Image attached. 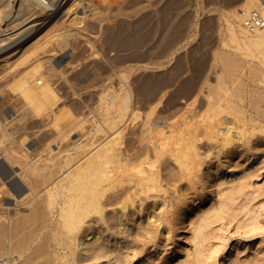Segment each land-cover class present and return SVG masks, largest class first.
<instances>
[{"label": "bare ground", "instance_id": "bare-ground-1", "mask_svg": "<svg viewBox=\"0 0 264 264\" xmlns=\"http://www.w3.org/2000/svg\"><path fill=\"white\" fill-rule=\"evenodd\" d=\"M86 1V5L90 3L92 6L91 11L87 9L92 16L97 9V0ZM14 2L0 1V34L3 33L0 35V162H4L0 169L9 168V171L4 170L9 172L6 177L13 176L11 181L15 183L18 178L26 185L28 214L18 215L21 212L17 210L11 213L6 207L5 198L13 193L7 187L8 183L3 181L0 185V195H3V204L0 199V263L3 260L5 264H16L27 251L29 254L22 260L24 264L81 263L84 261L81 250L85 253L92 251L94 258L101 257L112 240L133 237V229L124 230V226L121 230L120 227L131 214L132 223L136 221L134 212L144 215V199L167 193L169 185H162L164 165L173 168L174 220L183 229L188 226L191 235L186 240L194 246L199 245L206 239L210 223L230 210L235 194H241L245 187L251 185L245 181L244 175L237 177L241 181L236 185L233 183L237 179L224 181L219 177H208L206 184L214 189L206 197L197 189H192V193L179 194L178 184L182 180L194 183L207 156L218 157L227 153L234 144L247 145L264 136V89L259 88H264V25L250 30L244 22L253 11L264 18V8L259 0H241L229 9H222L221 49L214 52L211 63L212 68H217L216 78L206 90L203 103L197 104L198 94L203 93L202 86L196 92L190 82L186 88L185 80L175 85L176 80L189 69L181 62L182 58H178L176 72L170 78L161 77V83L153 78L156 84L151 88H154V97L172 88L165 104L172 108L180 98H184L181 112L172 117L156 116L155 109L161 102L159 96L137 129L129 128L138 117L132 98L140 93L143 84L135 86L133 76L137 69L132 63L142 61L141 64L145 62L151 69L164 67L183 47L180 29L165 37L166 26L158 32L155 28H148L143 33L141 25L136 23L135 26L140 25L139 30L134 32L132 29V34L127 30V36L122 39L107 29L106 40L100 44L102 50L126 51L122 57L127 64L119 61L121 64L116 66V61L113 67L104 66L105 71L97 67L92 73L84 70L82 77H67L64 67L59 68L53 59H57L68 46L73 47L77 37H84L81 40L85 41L87 53L76 50L67 65L77 62V67L79 61L97 60L101 56V47L83 32L87 30L90 33L94 27V24L86 26L83 23L85 15L79 16L78 9L85 2L20 0L16 19L2 29V22L9 19L15 8ZM99 12L96 13L100 15ZM105 12H102L104 16ZM54 13L52 19L61 13L65 18L60 22V18L54 23L52 21L51 26L49 22L50 28L44 32L46 20ZM104 16L94 18L101 22L105 20ZM133 25L131 23L134 28ZM41 30L44 33L35 37ZM32 37L36 40L33 41ZM29 39L32 43L27 41ZM25 41L30 44L17 50ZM198 70L202 72L203 64L196 72ZM90 91L92 94L86 95ZM70 96L75 98L71 100ZM10 101L16 114L11 119L4 112L6 103ZM73 132L84 137L85 144L71 148ZM37 133H42V136L31 151V143L27 139ZM133 143H137L134 152ZM71 150L76 152L71 154ZM37 195L38 198L34 199ZM205 202L208 207L197 211L196 208ZM13 216L17 217L12 219ZM114 221L118 227L112 226ZM50 222L53 227L48 231ZM44 230H47L46 237L43 236ZM103 233L105 237H101ZM142 237L147 242L149 232ZM47 238L52 239L53 245L47 242ZM85 242V248H79ZM95 242L99 245L93 248L91 243ZM137 251L144 254L141 249ZM195 255L196 247L185 249L177 256H164L163 262L194 264L192 257ZM174 257L176 263L172 261ZM118 259L122 261L124 257Z\"/></svg>", "mask_w": 264, "mask_h": 264}, {"label": "rangeland", "instance_id": "rangeland-1", "mask_svg": "<svg viewBox=\"0 0 264 264\" xmlns=\"http://www.w3.org/2000/svg\"><path fill=\"white\" fill-rule=\"evenodd\" d=\"M83 1L85 2L86 0ZM108 1L111 3H108ZM240 1L241 0H105V2H98L97 0L96 3L95 0H93L97 9L94 11L96 15L92 12V16L90 13L92 6L90 3L86 5V1L82 4V7L80 6L78 9V11L80 10L79 12L82 13L81 15L79 13V16L83 17L85 15L83 23L86 26L89 23H91V25L94 24V27L91 29L92 32L90 33L87 32V30H84L83 32L88 33L86 36H89L90 39L95 41L99 48L101 47V56L99 58L97 57V60L94 58H89L79 61L78 63H80V65H77V67H75L77 62L67 65L68 60H70V56L76 50H87L85 41H83L84 37L81 36L74 40L73 47L68 46L66 50L60 52L62 55H58V60L56 57L55 59H52L55 62L57 61L59 68L64 67V70L67 72V77H73L76 75L78 77H82L84 74L83 72L86 69L90 70V73H92L97 67L105 71L106 68H104V66H108V68H110L113 67L112 65H114L116 61L118 62H116V66L117 64H121L119 61H123L122 64L126 62V60L123 58L125 57L124 54L127 53L126 51L115 52L113 50H108L109 52H104L102 50V43L104 40H106V34H108L110 30V32L116 33L117 36L122 39L124 36H127V33H125L127 30L128 34L131 32L134 33L135 30H139L140 25V30H142L143 33H145L144 31L147 32V30H149L148 28H155L158 32L161 27L166 26L167 30L164 28L166 31L162 29L165 33L161 32L162 34L164 33L163 36L165 37L168 35L171 36V32H174L175 30L178 31L180 29L181 31L179 30L178 32L182 39L181 45L183 47L172 55L171 60L166 63L164 67L151 69L149 67L150 65H146L145 62L141 64L142 61L140 63L137 61L132 63L136 64L135 68L137 69L135 70L133 76L136 79L135 86H137V83H140L138 84V87H141L143 84V88L141 87L140 93L135 94L132 98L135 108L138 109V117L133 122H131L129 128L137 129L142 124L148 108L155 104L153 101L159 96H161V102L155 109L156 116L172 117L174 114L177 115L181 112V108L185 102L184 98H180L178 104L174 105L172 108H168V106L165 104L166 98L170 96V90L173 91L172 88L167 91H161L157 93V97H154V88H151L156 84L153 81V78H155L156 82L161 83V77H163L162 79L170 78L171 75L176 72L178 68V58H182L181 62L183 65H186L187 67L189 66V69L186 70L187 72L185 71V73L176 80L175 85L178 86L182 80H185V82H187L186 88L189 87L190 83L192 85L194 84L193 88H196V92H198L199 87L202 86L201 89L203 93L200 92L198 94L197 104L203 103L204 96L207 93L206 90H208L209 86L215 82V74L217 73V68H212L211 63H213L214 52L217 51V49H221L223 20L220 13L222 9H229L232 6L238 4ZM19 3L20 0H15L13 3L15 8L12 14L9 16V19L7 18L4 20V22H2V29L6 28L9 22L16 19L18 13L17 9L20 6ZM87 9L90 11L88 12ZM98 10L101 12H99L100 15L96 13ZM102 10H106V16H104L105 14L102 13ZM108 13H111L110 17ZM54 15L55 13L46 20L48 21L46 24H44L46 27L43 26L42 29L44 32L47 30V27L50 28L52 23H54V21H56L58 18H60L58 22L65 18L61 13L56 17V19H52ZM98 16H104L106 18H104V21L101 20L100 22L94 18ZM97 23L100 24L97 25ZM131 23L132 25L134 24V28L131 27ZM136 23L140 25H137V27L135 26ZM143 27L145 29H143ZM89 28H92V26ZM107 29H109V31ZM42 30L39 31L35 37H37L39 33L40 35L43 34L44 32ZM93 32L95 33L93 34ZM2 34L3 33L0 35ZM35 37H32L31 39L34 41L36 40ZM31 39L27 41L32 43ZM27 41L21 44L17 50L22 48L21 46L26 47L27 44H30ZM78 41L80 42V46ZM85 53L87 52L85 51ZM114 54H116V58ZM1 58L2 57H0V60ZM121 58L123 60H119ZM184 61L186 62L185 64ZM95 63L97 66H95ZM202 64V72L199 73V70L196 72L197 69L202 67ZM73 66L74 68H72ZM146 67L147 69H145ZM190 68H192V70H190ZM81 69L83 71H81ZM143 74H146L147 77H144ZM141 76L145 79L148 78L147 81ZM142 79L146 82H142ZM205 80L208 81H206V84L204 83ZM248 84L251 86L253 85L250 83ZM259 88L261 90L264 89L263 86H259ZM86 90L89 91L91 89ZM86 90H83V92ZM91 94L92 91L86 95ZM69 98L73 100L75 97L70 96ZM11 103L12 101L6 103L4 108V112L9 119L16 117L14 109L11 107L13 104L11 105ZM41 136L42 133L28 136L27 142L31 143V151L37 147V140ZM126 137H130V135H127ZM71 140L73 142V144H71V148L78 144H85L86 142L85 138L80 137V135L76 132L71 134ZM133 146H135L133 148L134 152L136 151L137 143H133ZM53 149L56 151L55 144H53ZM75 152L76 151L74 150L69 151L71 154H74ZM3 163L4 162L2 161L0 162V164ZM6 169L9 171V168ZM6 169H0V185L3 183V181H5L8 183L7 187L11 193H13V195L11 194L5 198L4 202L6 203V207L11 211V213L17 210L21 212L18 215L28 214V211H26L27 205L25 204V199L27 197V187L20 180H18V178L15 179L16 184L14 183V180L11 181L13 176L7 178L6 175H8L9 172H4ZM15 170L18 171L16 167ZM162 170L164 176L162 185L165 183L169 185L167 188V193L159 197L151 196L147 199H144L142 201L145 209L144 215L134 212L136 221L132 223L131 214L127 219L124 220V225L120 227L121 230L124 226V230L127 229L129 231L130 229H133L135 233L133 237L130 238V236H128L125 239L112 240L109 244V247L106 249V251H103V255L99 258L92 257V251L85 253V250H81V258L84 261L76 264H164V256H177L181 251H185V249L193 250L194 247L197 248V255L192 257V262L194 264H264V136L259 137V139L256 141H253L247 145H240L239 143L234 144L233 148H230L227 153L221 154L218 157H213L212 155L207 156L206 163L203 165L202 170L198 173V177L194 183L190 184L187 181L182 180V182L178 184L179 194L185 192L192 193V189H197L199 194L206 197H209L210 191L214 189L206 184L208 177H219L224 181L233 179L234 181L237 179V177L244 175L246 177L245 181L251 185L250 187H245L241 194H235V199L231 204L230 210L225 212L222 217L217 218L212 223H210L206 229L207 237L199 245L194 246L191 242H188L186 238H190L191 230L188 226H185V229L181 228L182 226L177 224V222L174 220L173 210L175 204V193L172 186L174 185L172 173L173 168L169 165H164ZM239 181L241 180H235L233 185L238 184ZM224 185L229 186L230 184ZM246 191L249 192V194L245 195L244 193ZM37 198L38 195L34 197V199ZM0 199H2L3 204V195H0ZM206 207H208V205H206L205 202L196 209L198 211L201 208ZM1 212L3 213V210H1ZM15 217L17 216H13L12 219ZM8 226H10V223ZM112 226H117V222L114 221ZM52 227L53 223L50 222L47 230L51 231ZM47 230L43 231L44 237L48 236ZM148 232L149 239L147 242H144L145 240L142 235H147ZM101 237H105V233L101 234ZM91 241H93V239ZM47 242L53 245L52 239L47 238ZM98 242H100V240ZM91 245L93 248H96L99 243L95 242L91 243ZM85 246L86 242L84 245L79 246V248H85ZM139 249L143 250V255L138 253L137 250ZM134 252L136 255H134ZM60 253L63 254L64 251L60 250ZM28 254L29 251H27L24 256H27ZM24 256H22L16 264H24L22 261ZM89 256L91 258L87 259ZM120 257H124V259L119 261L118 258ZM69 261H72L71 258ZM172 261H174V263L177 262L175 257L172 258ZM3 263L5 264V261L3 262L2 260L0 264Z\"/></svg>", "mask_w": 264, "mask_h": 264}, {"label": "built area", "instance_id": "built-area-1", "mask_svg": "<svg viewBox=\"0 0 264 264\" xmlns=\"http://www.w3.org/2000/svg\"><path fill=\"white\" fill-rule=\"evenodd\" d=\"M260 5L264 8V0H259ZM245 26L253 30L255 28H261L264 25V18L260 15L258 12H251L249 15L245 18Z\"/></svg>", "mask_w": 264, "mask_h": 264}]
</instances>
